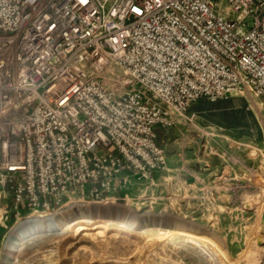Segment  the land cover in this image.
<instances>
[{
    "label": "built area",
    "instance_id": "2783aa9c",
    "mask_svg": "<svg viewBox=\"0 0 264 264\" xmlns=\"http://www.w3.org/2000/svg\"><path fill=\"white\" fill-rule=\"evenodd\" d=\"M243 90L264 97V0H0L4 220L152 180L159 127Z\"/></svg>",
    "mask_w": 264,
    "mask_h": 264
},
{
    "label": "rangeland",
    "instance_id": "374dc122",
    "mask_svg": "<svg viewBox=\"0 0 264 264\" xmlns=\"http://www.w3.org/2000/svg\"><path fill=\"white\" fill-rule=\"evenodd\" d=\"M188 115L192 121L158 128L167 168L152 180L128 172L127 184L108 199L72 193L59 210L24 212L20 219L11 213L4 220L0 206V264L24 237L12 235L17 224L50 216L55 223L48 232H66L75 241L86 231L102 230L88 243L96 252L70 255L76 245L67 242L62 249L46 246L24 264H132L126 261L138 259L146 234L160 239L167 232L192 238L169 240L186 253L174 256L180 264H200L214 249L200 242L201 235L224 247L226 264H264V97L243 90L213 102L202 98Z\"/></svg>",
    "mask_w": 264,
    "mask_h": 264
},
{
    "label": "bare ground",
    "instance_id": "6f19581e",
    "mask_svg": "<svg viewBox=\"0 0 264 264\" xmlns=\"http://www.w3.org/2000/svg\"><path fill=\"white\" fill-rule=\"evenodd\" d=\"M32 221H35V220L32 219ZM185 224L187 225V222ZM51 226L52 225L40 226V228H38L37 231L31 234H28V235L27 234L24 235L23 239H21L19 243H15L14 245H12L10 249L5 253V258L2 264H24L26 260H28L34 254H37L38 252L46 248V246L47 247L57 246L62 249V247H64L63 245H65V243L67 242H70L71 244L76 245V250L74 249L75 251L70 255L81 256V255H87L89 253L92 254L96 252V249L94 250L93 247L89 246L88 243L91 242L92 240H95L97 236L101 234L102 230L98 229L95 232L86 231L83 234L85 236L84 238H81L75 241L72 237L68 236L66 232H62V231H56L52 233L48 232L47 228H51ZM201 236H202L201 237L202 241L200 242H205L206 244H210L214 249L213 250L208 249L207 253L202 255V261H201L202 263L200 264H226L227 254H226V250L224 249V247L212 241L210 238H208V236H204V235H201ZM191 239L192 238L189 239V238H184V237L173 236V234H170L169 232H167L166 234L160 235V239L159 238L153 239V237H151L149 234H146L145 238L143 239L138 249V254H137L138 259H134V260L127 259L126 262H130L132 264H180V262H178L174 258V256L175 255L183 256L184 253H182L180 251L181 249L178 248L181 244L180 245L178 244L179 246L177 245L178 246L177 247L173 245V243H170V241L177 242V243L179 242L187 243V242H191ZM196 243H199V242H196Z\"/></svg>",
    "mask_w": 264,
    "mask_h": 264
},
{
    "label": "water",
    "instance_id": "95a60500",
    "mask_svg": "<svg viewBox=\"0 0 264 264\" xmlns=\"http://www.w3.org/2000/svg\"><path fill=\"white\" fill-rule=\"evenodd\" d=\"M34 219L35 221H32ZM32 221V222H31ZM50 223V224H49ZM55 223L54 216L46 217V218H28L23 222L17 224L14 228L12 235H20L21 237L24 235L31 234L40 228V226H49L52 225V229H54L53 224ZM56 229V228H55Z\"/></svg>",
    "mask_w": 264,
    "mask_h": 264
}]
</instances>
